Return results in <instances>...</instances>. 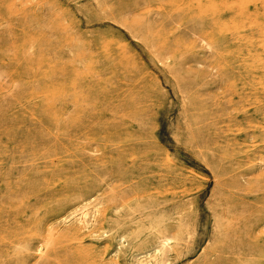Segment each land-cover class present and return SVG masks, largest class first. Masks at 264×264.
<instances>
[{
    "label": "rangeland",
    "instance_id": "obj_1",
    "mask_svg": "<svg viewBox=\"0 0 264 264\" xmlns=\"http://www.w3.org/2000/svg\"><path fill=\"white\" fill-rule=\"evenodd\" d=\"M260 175L264 0H0V264L52 226V264H134L102 220L140 213L185 219L162 264H264Z\"/></svg>",
    "mask_w": 264,
    "mask_h": 264
},
{
    "label": "bare ground",
    "instance_id": "obj_2",
    "mask_svg": "<svg viewBox=\"0 0 264 264\" xmlns=\"http://www.w3.org/2000/svg\"><path fill=\"white\" fill-rule=\"evenodd\" d=\"M82 66V65H81ZM115 116V115H113ZM100 120V119H99ZM125 126H132V123L129 124H118L116 125L114 128V131L116 130L117 132L119 128H123ZM104 126V125H103ZM107 126V125H105ZM106 130L109 129V127L105 128ZM86 130H89V128L87 127ZM113 131V132H114ZM128 131V130H127ZM115 132V133H117ZM117 135V134H116ZM137 135V134H136ZM118 136V135H117ZM140 137V136H139ZM196 139V138H195ZM138 147V146H137ZM125 153V152H124ZM130 154V153H129ZM132 154V153H131ZM130 154V155H131ZM118 159V158H117ZM222 160V159H221ZM117 161V160H116ZM120 161V160H119ZM120 165V164H119ZM220 167V166H219ZM140 168V167H139ZM121 172V171H120ZM167 173V172H166ZM109 175H111L109 173ZM135 175V174H133ZM163 175V173H162ZM160 178V177H159ZM162 178V177H161ZM244 178V177H243ZM39 179V178H38ZM33 180V179H32ZM44 181V180H43ZM133 182V180H132ZM48 183V182H47ZM253 183V182H251ZM254 183L256 184H262L264 183V175H260V177L256 178L254 180ZM131 184V183H130ZM123 185V184H121ZM125 185V184H124ZM129 185V184H128ZM264 186V185H262ZM7 187V186H6ZM34 191L36 190V187L34 185ZM120 188V187H119ZM8 189V188H7ZM39 189V188H38ZM128 189V188H126ZM264 190V189H263ZM33 191V192H34ZM4 192V191H3ZM135 192V191H134ZM79 193V192H78ZM112 193V192H111ZM220 193V192H219ZM16 194L10 193L8 194V196L6 197H0V235H2L4 232L7 231V229L10 227V220H5L6 218H12L14 217V215H12L10 212H8L6 210V208L3 205V202H11V200L13 198H15ZM228 196V195H227ZM76 197V195L74 196ZM79 197V196H77ZM135 197V196H134ZM224 197V196H223ZM20 198V197H19ZM36 198V197H35ZM82 198V197H81ZM93 197L88 198L83 200L80 204H78V206H76L77 208L68 216H66L65 218H60L62 219L63 222H66L69 217L71 218V216L75 215L77 212L82 211L86 208H88L90 205H92V203L94 202V200H92ZM114 198V197H113ZM112 198V199H113ZM118 198V197H117ZM220 198V197H219ZM239 198V197H238ZM263 198V197H262ZM77 199V198H76ZM231 199V198H230ZM81 200V199H80ZM118 200V199H117ZM264 201V199H262ZM112 202H115L114 199L110 200ZM109 203V202H108ZM221 203V202H219ZM246 203V202H245ZM220 206V205H219ZM225 206L226 205L225 203ZM165 207V206H164ZM75 208V207H73ZM227 208V207H226ZM232 208V207H231ZM32 210V209H31ZM226 210V209H225ZM241 210V209H240ZM39 212V211H38ZM227 212V211H226ZM37 213V212H36ZM35 213V215H36ZM38 214V213H37ZM83 215H86L84 212L82 213ZM117 214V213H116ZM228 214V213H227ZM232 214V213H231ZM102 215V214H101ZM220 215V214H219ZM218 215V217H219ZM115 216V215H114ZM186 216V215H185ZM229 216V215H228ZM64 217V216H63ZM81 219V223L82 225L84 224V228L83 229H88L89 228V224L87 225L86 220L84 219L85 216H82ZM84 217V218H83ZM156 215L154 213H148V214H142L140 213V215H138V217L135 218H131L130 215H128L127 217L124 218H119L117 216L115 217H110L111 219H107L106 217H103L102 221H105L106 223H108L110 225L111 228H113L115 230L118 229V231L120 230V232H118L117 237L120 241L122 242H128L130 244V252H132V257L134 259V264H162L167 262V259H169V254L173 251H178L177 249L180 247L179 246V242H181L183 240V235H182V229L183 226L185 225V219L184 217L181 220L177 221L176 225H172V226H168L165 224V221L163 218L160 219H155ZM232 218V217H231ZM38 220V219H37ZM14 221V220H13ZM136 222V227H132L133 226V222ZM223 221V220H222ZM230 221V220H229ZM102 223V222H101ZM100 223V224H101ZM230 223V222H228ZM80 224V223H79ZM232 224V223H231ZM81 225V226H82ZM123 225H127V228L122 229ZM13 226V225H12ZM7 227V228H6ZM53 227V226H52ZM49 228V235H47V237H44L42 240L39 241V246L37 247V249L33 252L35 254H41L43 253V251L45 249H47L48 253L47 256L46 254H44L46 257L43 260L42 264H52L51 262V258L53 256H55V251L53 249H49L50 248V241L52 240L50 238H52L55 230L53 228ZM83 227V226H82ZM190 227V226H189ZM220 227V226H219ZM245 227V226H244ZM193 228V227H192ZM69 229V228H68ZM191 229V228H190ZM41 231V230H40ZM54 231V232H53ZM67 231V230H66ZM82 231V229H81ZM16 232V231H15ZM68 232V231H67ZM192 232V231H191ZM13 233V232H12ZM47 233V234H48ZM186 234V232H185ZM232 234V233H231ZM39 235H41L39 233ZM225 236V235H224ZM230 236V235H228ZM232 236V235H231ZM235 236V235H234ZM38 236L37 235H31V236H27L25 237V239L23 240V242H21L20 245H26L25 248H27V250H30L27 246L28 244H30L34 239L36 240ZM18 238V237H17ZM34 238V239H33ZM41 238V236H40ZM73 238V237H72ZM224 238V237H223ZM227 238V236H226ZM231 238V237H230ZM16 239V238H15ZM238 239V238H237ZM18 240V239H17ZM3 241V239L1 240V242ZM20 241V240H19ZM189 241V240H188ZM11 242V241H10ZM186 242V241H185ZM229 242V241H228ZM233 242V241H232ZM20 243V242H19ZM12 244V242H11ZM10 244V245H11ZM52 244V243H51ZM19 245V244H17ZM54 245V244H52ZM21 247V246H20ZM52 248V246H51ZM177 248V249H176ZM15 249V248H14ZM26 250V249H25ZM71 250V249H70ZM28 251V252H30ZM26 252V251H25ZM31 253V252H30ZM175 253V252H174ZM185 254V253H184ZM218 254V253H217ZM28 256L30 254H27ZM228 255V254H227ZM241 255V254H240ZM19 256V255H18ZM42 256V255H41ZM41 256L39 259H41ZM20 257V256H19ZM44 257V256H43ZM42 257V258H43ZM129 257V256H128ZM24 258V257H23ZM56 258V257H55ZM54 258V259H55ZM249 258V257H248ZM53 259V258H52ZM19 260V259H18ZM42 260V259H41ZM63 260V259H62ZM241 261V260H240ZM55 262V261H54ZM231 263V262H230ZM23 264V263H22Z\"/></svg>",
    "mask_w": 264,
    "mask_h": 264
}]
</instances>
